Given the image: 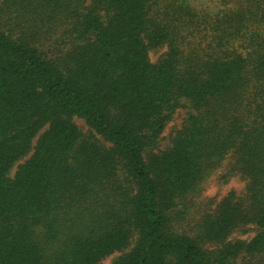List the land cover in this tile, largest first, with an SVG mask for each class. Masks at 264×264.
<instances>
[{"label":"trees","instance_id":"trees-1","mask_svg":"<svg viewBox=\"0 0 264 264\" xmlns=\"http://www.w3.org/2000/svg\"><path fill=\"white\" fill-rule=\"evenodd\" d=\"M224 165L244 194L184 230ZM114 253L264 264V0H0V264Z\"/></svg>","mask_w":264,"mask_h":264},{"label":"rangeland","instance_id":"rangeland-1","mask_svg":"<svg viewBox=\"0 0 264 264\" xmlns=\"http://www.w3.org/2000/svg\"><path fill=\"white\" fill-rule=\"evenodd\" d=\"M165 52V48H160L158 50H152L149 52V59L152 63L158 61L160 56ZM183 106L178 108L172 119L165 126L160 141L158 143V149L163 150L170 146L171 138L180 129L182 121L185 115L190 112L188 109V104L182 101ZM73 122L79 127L82 133L88 131L84 122L81 119L74 118ZM102 143L107 146L103 141ZM23 162V161H21ZM20 162V163H21ZM16 170V165L10 171V176H13ZM234 179L242 181L238 176L227 177L225 165L217 169L210 176H208L198 187L196 192L190 196L188 201H191L188 204V214L182 221V228L188 231L194 222L205 213L212 212L219 201L224 198L228 193L233 192L237 197H241L244 194V182L242 187H230L231 181ZM214 191V195L210 194ZM254 235V232H249L248 234L242 235L240 232H234L230 239H249ZM119 256V253H114L113 255L105 258L100 262V264H111L112 261Z\"/></svg>","mask_w":264,"mask_h":264},{"label":"clouds","instance_id":"clouds-1","mask_svg":"<svg viewBox=\"0 0 264 264\" xmlns=\"http://www.w3.org/2000/svg\"><path fill=\"white\" fill-rule=\"evenodd\" d=\"M231 186H234V187H237V188H239V187H242L243 186V182L242 181H238V180H236V179H234L233 181H231V183H230V187ZM210 194H215L214 193V191L212 192V193H210Z\"/></svg>","mask_w":264,"mask_h":264}]
</instances>
